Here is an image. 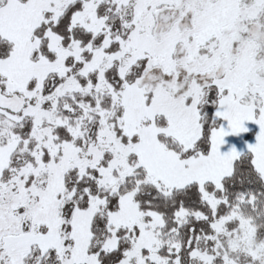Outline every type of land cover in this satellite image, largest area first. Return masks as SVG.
<instances>
[{"label": "snow or ice", "instance_id": "obj_1", "mask_svg": "<svg viewBox=\"0 0 264 264\" xmlns=\"http://www.w3.org/2000/svg\"><path fill=\"white\" fill-rule=\"evenodd\" d=\"M0 264H264V0H0Z\"/></svg>", "mask_w": 264, "mask_h": 264}]
</instances>
